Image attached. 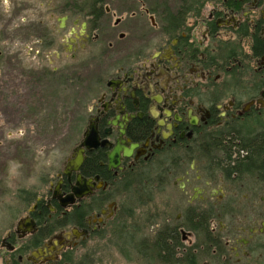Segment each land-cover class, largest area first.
Segmentation results:
<instances>
[{"label": "flooded vegetation", "instance_id": "flooded-vegetation-1", "mask_svg": "<svg viewBox=\"0 0 264 264\" xmlns=\"http://www.w3.org/2000/svg\"><path fill=\"white\" fill-rule=\"evenodd\" d=\"M10 34L39 88L80 79L85 113L60 169L1 221L0 264H94L80 254L110 234L138 257L124 264H264L247 147L264 130V0H0V68Z\"/></svg>", "mask_w": 264, "mask_h": 264}, {"label": "rangeland", "instance_id": "rangeland-1", "mask_svg": "<svg viewBox=\"0 0 264 264\" xmlns=\"http://www.w3.org/2000/svg\"><path fill=\"white\" fill-rule=\"evenodd\" d=\"M16 41L10 34L0 68V224L5 219L8 226L22 213L21 191L39 188L45 173L54 175L60 169L79 140L85 113V90L80 79H72L75 84L69 93L39 88L33 78H25L22 73ZM86 92L90 95L91 86ZM42 98L46 99L45 105L41 104ZM121 192L127 208L132 214L138 213L140 204L131 201L137 197L135 188L127 187ZM163 192L159 190L151 196L160 207L168 194L175 192L178 196L175 189L167 190L166 195ZM127 245L110 234L98 243L91 242L80 255L94 264L138 261L137 255L125 248Z\"/></svg>", "mask_w": 264, "mask_h": 264}, {"label": "trees", "instance_id": "trees-1", "mask_svg": "<svg viewBox=\"0 0 264 264\" xmlns=\"http://www.w3.org/2000/svg\"><path fill=\"white\" fill-rule=\"evenodd\" d=\"M247 147L252 151L254 163L264 165V130L263 136L251 142H247Z\"/></svg>", "mask_w": 264, "mask_h": 264}, {"label": "water", "instance_id": "water-1", "mask_svg": "<svg viewBox=\"0 0 264 264\" xmlns=\"http://www.w3.org/2000/svg\"><path fill=\"white\" fill-rule=\"evenodd\" d=\"M83 146H86L88 148H92L94 146H98V143H97V140H92L91 136H88L87 139L83 142ZM110 160L111 162H113L114 160V156L111 155L110 156ZM76 161H73V165L75 164L76 165V168H79V166L81 165L82 163V157H79V159L77 160V162L75 163Z\"/></svg>", "mask_w": 264, "mask_h": 264}]
</instances>
